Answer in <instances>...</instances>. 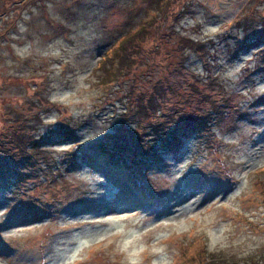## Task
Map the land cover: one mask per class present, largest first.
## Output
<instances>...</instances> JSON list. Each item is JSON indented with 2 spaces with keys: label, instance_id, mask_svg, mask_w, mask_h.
<instances>
[{
  "label": "rangeland",
  "instance_id": "obj_1",
  "mask_svg": "<svg viewBox=\"0 0 264 264\" xmlns=\"http://www.w3.org/2000/svg\"><path fill=\"white\" fill-rule=\"evenodd\" d=\"M169 1L0 0V163L18 164L0 170V264L264 258V0ZM135 80L153 122L129 111ZM165 116L179 144L108 161L100 141Z\"/></svg>",
  "mask_w": 264,
  "mask_h": 264
},
{
  "label": "trees",
  "instance_id": "obj_2",
  "mask_svg": "<svg viewBox=\"0 0 264 264\" xmlns=\"http://www.w3.org/2000/svg\"><path fill=\"white\" fill-rule=\"evenodd\" d=\"M171 2L176 3V2H178V0H170L166 6L169 7V3H171ZM144 25H146V24L144 23ZM145 34L146 35L149 34V29L145 28V26L142 25V27H138L135 30H130L121 40H119V43H118L116 48H120L119 46L122 45V47H123L122 49L125 52L124 59H129L134 50H135L134 52L137 55H138L137 51H140V52L143 51L141 43L145 40ZM162 35L163 34L161 33V36ZM159 37H160V34H157L155 32V38H159ZM128 50H132L131 54ZM157 50H159V47H157ZM152 51H153V48H152ZM154 52H155V50H154ZM108 55H109V52L106 54V56H108ZM111 62L113 63V60L110 58H107V57L100 60V63L98 64L97 70H96L97 76L103 77V75H104L107 77V73H109V68L111 66ZM183 66H184L183 63L181 62V67H183ZM129 71L130 70H128V74H129ZM135 81H136V84L138 86L136 87L132 82H130V84L128 85V89L133 94H135V96L138 98L137 101H139V102L141 101V102H143V104H139L137 102V106L135 108L128 105L129 111L135 116H138V115L143 116L145 114V116L147 118L151 119L152 117H154L155 119L152 120V122H153L154 120H156V115H155V111H156L155 104L156 103H155V99H154L155 96L150 95L148 92V89H147V88H149L150 83H146L147 82L146 80L143 82L138 81V80H135ZM141 108H143L142 112H140ZM127 113L128 112H126L124 114H127ZM172 120H173L172 117L167 118L165 116L164 118H162V121L153 123L154 126L150 130H149V127L151 126V124L149 126L142 125L141 128H140L141 124H139V128L142 131L138 134V136L136 135L133 138H131V137L127 138V136L129 134L128 133L123 134L124 137H122V136L120 137V138H122L121 141H117L112 146H109L110 150L106 148L107 142H106V139H104V140L100 141V146L102 147L101 150L103 151V153L108 155V157H107L108 161L114 162L119 158V156H122L124 154L121 152L124 151L125 147H126L127 151H129L130 148L133 147V153L135 154L134 161L136 162V166H140L141 163H140V160L138 157V149L139 148H140L139 150H141L143 154H146L147 150H149L150 148H152V150L156 151V149L158 147H162L163 149H170L172 146L174 147L177 144H179L180 139L183 138V136H182L183 134L181 133L183 128L180 125L176 124V122H173V124L171 125ZM62 133L65 136L60 135L58 140H63L69 132L62 130ZM14 134H15L16 139L19 142V145L23 139L27 140V138H25L24 133L19 135V133H17V131H15ZM29 138H30V135H29ZM133 139L135 141H133ZM142 139L145 142H142ZM129 140L133 141V143H131ZM24 142H26V141H24ZM153 142L155 144H152ZM117 144H118V147H117ZM129 144H131L130 147L127 146ZM23 145L24 144L22 143V146ZM16 146L19 147L18 145H16ZM27 147H29V153H30L27 157V160H30L31 156H35V153L32 151V149L36 148L37 144L33 141V139L30 138L29 142H27ZM103 147H105L106 150H104ZM2 149H3V146H2ZM9 150H10L9 148H6V149H3V152L9 151ZM7 155H9V154H6L5 156H7ZM10 160H11V162L6 163V164L0 163V170H7L9 168L17 169V166H18L17 161H15V160L13 161V159H10ZM200 253H202V251H200ZM215 254H217V253L212 252L211 250L205 251V256H207V257L209 256V258H210V261H208V263H206V264H264V258H257V257L256 258H252V257L237 258L236 256H234V257L233 256L232 257H222V256H218Z\"/></svg>",
  "mask_w": 264,
  "mask_h": 264
},
{
  "label": "bare ground",
  "instance_id": "obj_3",
  "mask_svg": "<svg viewBox=\"0 0 264 264\" xmlns=\"http://www.w3.org/2000/svg\"><path fill=\"white\" fill-rule=\"evenodd\" d=\"M234 10V9H233ZM234 12H235V10H234Z\"/></svg>",
  "mask_w": 264,
  "mask_h": 264
}]
</instances>
